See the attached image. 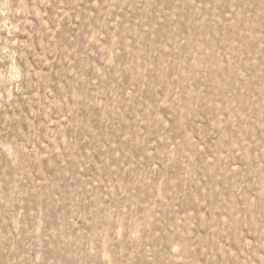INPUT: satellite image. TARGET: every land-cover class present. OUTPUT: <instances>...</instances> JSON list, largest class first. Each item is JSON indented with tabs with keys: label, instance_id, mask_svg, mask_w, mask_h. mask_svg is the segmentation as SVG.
<instances>
[{
	"label": "rangeland",
	"instance_id": "obj_1",
	"mask_svg": "<svg viewBox=\"0 0 264 264\" xmlns=\"http://www.w3.org/2000/svg\"><path fill=\"white\" fill-rule=\"evenodd\" d=\"M0 264H264V0H0Z\"/></svg>",
	"mask_w": 264,
	"mask_h": 264
}]
</instances>
